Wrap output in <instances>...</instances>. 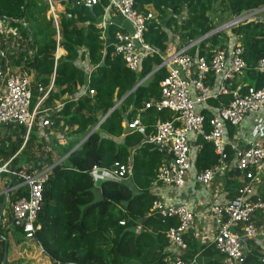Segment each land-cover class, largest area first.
Wrapping results in <instances>:
<instances>
[{
	"label": "trees",
	"instance_id": "trees-1",
	"mask_svg": "<svg viewBox=\"0 0 264 264\" xmlns=\"http://www.w3.org/2000/svg\"><path fill=\"white\" fill-rule=\"evenodd\" d=\"M53 1L61 4L68 14H58L57 42L66 53L55 62V27L51 16L45 15L47 0H0V18L19 33V38H14L15 44L11 42L10 33L0 32V51L4 53L6 47L14 45L16 51L8 56L9 66L21 65L22 62L28 72L33 71L37 86L45 87L49 75L54 72L52 87L55 90L48 91L46 100L63 94L73 97L77 93L75 85L84 86L85 71L73 64V59L86 55L91 66L85 85L86 93L77 96L76 100L65 99L58 109L47 113L48 126L57 129L65 126L69 128L68 135L76 134L84 138L71 151L69 149L78 142L77 138L65 140V144H58L55 140L56 154L62 159L50 168L43 182L42 204L36 216L38 227L33 232L34 239L51 262L60 264H162L166 255L176 254L187 260L198 252L205 257L202 264H225L220 260L222 255L212 244L197 242L192 230L183 234L184 249L175 253L173 247L168 248L165 232L169 227L176 226L178 220L175 216H161L149 210L156 196L148 188L165 155L163 147L149 139L154 133V123L170 120L173 113L167 108H144V104L159 97V81L166 75V70L164 67L151 70L159 64L160 55L172 39L169 32L175 37L176 47H181L231 15L264 5V0H134L138 10L146 7L152 10L153 15L146 23L142 37L154 49L141 57L135 71L128 69L121 56L113 50L111 40L117 27L108 25L103 44L100 30L93 22L102 13L106 0L91 4L90 11L84 5L85 0ZM84 20L90 22L83 30L76 23ZM226 31H230L233 40L243 46L242 57L247 64L243 71L244 79L254 87L264 85V73L252 68L257 59L264 56L262 23L243 22L223 30L224 33ZM220 34L222 31L209 34L189 47L188 52L208 56L215 46L227 48L232 45L219 44ZM80 47L86 52L79 51ZM27 51H30V56H27ZM3 61L4 57H1L0 69L4 71ZM90 89L92 94L87 92ZM228 98L227 94H218L216 99L210 98L208 102L217 105L218 101L226 103ZM136 116L141 131L136 128L123 133L121 121L132 120ZM100 118L96 128L91 130ZM34 130L33 125L22 147L23 161L27 163L32 160L26 166L27 170L33 169L38 159L35 151L27 156L35 137ZM16 133L8 150L10 152H14L23 140L24 127L19 125ZM121 135L122 142L118 143L115 138ZM197 137L198 146L192 159L196 173L213 165L217 158L211 143L199 135ZM38 147L39 144L37 150ZM130 152L133 154L129 178L131 184L124 182V179H107L102 180L95 189L88 173L91 167L95 165L110 169ZM40 160L43 158L40 157ZM44 160L48 164L54 162L48 151ZM232 172L234 175L229 181L233 188L229 196L231 200L240 185L237 179L239 172L233 168L227 171L228 174ZM255 186L251 198L264 200V172ZM24 194L23 188L15 189L7 194V200L11 203ZM257 216L260 217L259 211ZM0 226L1 234L6 236L4 227ZM21 227V224L12 226L18 231H21ZM245 243L246 252L240 264H264L260 261V250L264 247L262 240L259 244L248 238ZM2 254L3 241L0 239V260Z\"/></svg>",
	"mask_w": 264,
	"mask_h": 264
},
{
	"label": "built area",
	"instance_id": "built-area-1",
	"mask_svg": "<svg viewBox=\"0 0 264 264\" xmlns=\"http://www.w3.org/2000/svg\"><path fill=\"white\" fill-rule=\"evenodd\" d=\"M85 2L93 4L97 0ZM47 3L55 24L52 2L47 0ZM112 13H117L128 26H119L114 31L111 45L114 52L121 56L124 65L135 71L139 67L141 57L154 51L142 37L146 23L153 15L152 10L147 7L138 10L134 0H106L102 13L94 21L95 26L100 29L103 44L107 27L112 23ZM243 22H261L264 27V5L243 9L219 22L196 40L162 53L159 64L153 68L154 70L164 67L166 70V75L159 81V97L144 104V108H167L173 113L170 120H158L154 123V133L149 139L161 144L165 150V155L156 168L154 182L172 187L183 185L191 165V134L209 141L217 154L213 165L197 173V180L203 187L209 189L213 178L221 171L233 168L239 172L240 185L234 198L223 205H212L210 208L214 232L210 242L206 244H212L217 253L222 255L221 261L229 260L236 264L243 260L246 239L261 236L264 244V200L251 198L254 186L264 172V85H233L236 76L242 75L247 68L242 57L243 46L237 40L227 48L215 46L208 56L192 55L188 48L209 34L229 30ZM3 55L1 50L0 59ZM252 68L264 73V56L258 58ZM207 75L217 82H207ZM0 80L4 83L0 91V125L6 122L22 125L25 130L24 140L28 130L35 123V118L41 117L40 124L49 125L47 114H41L44 110H39V105L51 89V82L45 87L37 86L40 96L30 106L32 94L30 81L25 73L0 69ZM85 92L84 87L80 93ZM87 92L93 93L91 89ZM218 94H227V102L208 105L207 100L216 99ZM206 116L208 118H205ZM246 117H250V125L244 129L241 123ZM226 125L233 128L235 137H227ZM139 126L138 116L124 121V127L128 130ZM14 155L0 161V183L11 177V189L23 188L25 191L24 195L9 204V209L11 217L21 224L24 237L32 238L35 228L38 227L36 216L42 204L43 182L47 179L50 168L60 159L51 164H43L37 169L27 170L26 166L13 163ZM132 166L133 154L130 152L121 162H115L112 168L93 165L88 173L94 182L97 179L122 180L131 176ZM149 210L161 216L177 218L178 224L169 227L165 235L168 248L184 249L183 234L187 232L194 217V212L189 206L181 203L168 204L156 197L152 200ZM257 211L260 217L257 216ZM204 260L205 257L199 252L187 260L176 254H169L164 256L162 264H202ZM260 261L264 263V247L260 250Z\"/></svg>",
	"mask_w": 264,
	"mask_h": 264
},
{
	"label": "crops",
	"instance_id": "crops-1",
	"mask_svg": "<svg viewBox=\"0 0 264 264\" xmlns=\"http://www.w3.org/2000/svg\"><path fill=\"white\" fill-rule=\"evenodd\" d=\"M51 2H52L53 11L55 12V17H54L55 24L53 21V25L55 27L54 38L56 41L54 52H53V60L55 62L58 57L64 56L66 53L65 49L62 46L58 45V42H57L58 40L57 20L59 17L58 14L59 13L64 14L65 12L63 11V6L61 4L53 0ZM45 15L46 16L50 15V11L48 8L45 12ZM65 16H68V14ZM110 18L112 19L111 25L117 27V29L119 28V26L127 28L128 26L127 23L124 22V20L117 13H112L110 15ZM95 19L93 20V22L95 21ZM89 22L90 21L88 20L87 21L84 20L82 22H77L76 25L83 27V30H84L86 28V25ZM23 24H25V22ZM0 32L4 34L10 33L12 35L11 42L12 43L15 42V44L17 43L14 40V38H19V33L17 32V30H15V27L9 26L8 24H6L5 20L2 18H0ZM197 38H195L194 40H196ZM16 40H19V39H16ZM13 46L14 45L10 44L9 47H6V51L4 52V55H3L4 57L3 66L5 67V71L14 72L18 70H21V71L26 70L28 75L31 77L32 81H34V84H31L30 82V89H31V94H32L31 98L33 99L34 89L36 93H38L40 96V92L37 90V84L35 83V80L33 79V71L28 72V68L23 67L22 62H21V65H15L13 67L9 66L8 56L16 51L13 48ZM175 48L177 47H176V40L174 37L173 40H170L169 42H167L165 52L171 51ZM79 51H84V53L86 52L83 47H80ZM27 56H30V51H27ZM73 64H75L77 67L83 68V70L85 71L84 86L79 87V85H75L77 89L76 90L77 93L76 95H73V97H70V95L63 94L58 98H54L52 100H49V99L46 100V96H45L39 105V107H42L41 110H44V113H41V114H47L48 112L52 110L58 109L63 104L65 99L73 98V100H76L77 96H80L86 93L85 92L81 94L80 92L85 87L88 81L87 77L91 70V66L89 65L88 58L86 57V55L78 56L75 59H73ZM53 74L54 72H51V74L49 75V82L51 83H52ZM207 74H210V73H207ZM207 76L205 77V80L207 82L211 83V81H213V84L217 82L215 79L212 80L210 76L208 77ZM240 77L244 79L243 74L240 75ZM234 82L235 83L233 85L248 84V82L245 79L237 81L235 78ZM3 84H4L3 80H0V91L3 88ZM31 85L32 87L34 86V89L31 87ZM52 90H55V88L51 86V91ZM214 99L215 98H213L212 100ZM207 103L208 105H211L208 102V100H207ZM198 106L197 108H199ZM101 119L102 118H100L99 121H101ZM124 121L125 119L121 121V126L123 127V133L128 131V129L124 127ZM98 122H97V125H98ZM33 125L35 127V130H34L35 137L33 138V141H32V145L30 148L31 151L27 152V156H28L30 155L32 151H35V155L38 158L37 163L34 165L33 169L39 168L41 164L42 165L47 164V161L44 160L47 151L50 152L51 159L53 160L60 159L58 158V155L56 154V150H57L56 141L58 142V144H65V140H72L74 138H77L78 142L73 146L75 147V146H78L79 143L84 138L76 134L68 135L69 132H67V130H69V128L65 126L62 129L51 128L50 126H47V125H41L39 120L35 122ZM241 125L244 129L247 128L250 125V117H246L242 121ZM18 126L19 125L13 122H6L0 125V161H3L7 159L8 157H10L12 154H15L13 157V162L16 165H24V166L28 165L29 166V164L32 163V160H28L27 163L25 161H22L24 160L23 159L24 150H22L23 143H24L23 142L24 136H23V140L20 142L19 146L16 148L14 152L8 151L10 146H12V143H11L12 140L17 134L16 130ZM96 126L93 129H95ZM231 130H232V133H230ZM226 135L229 138L235 137L233 128L229 125H226ZM190 136H191V141H190L191 142V151H190L191 165L186 172L185 182L183 183V185L181 187L163 186L161 184L154 182L153 180L150 187L148 188V191L151 194L155 195L156 197L162 199L164 202H167L168 204L181 203V204H186L189 206V208L194 212V217L187 231L192 230L194 237L197 239V242L200 244L204 242L205 243L210 242L212 234L214 232L213 218H212L211 211H210L211 206L212 205H223L231 201L229 196L232 193L231 191L233 190V188L231 187V185H229L230 184L229 181L231 180V175H234V173L232 172V174H228L227 173L228 170L221 171L215 175V177L212 180V186L209 189L203 187L200 184V182L197 180V173L195 172L192 166V159H193L194 151L198 146L196 143V140L198 137L195 134H191ZM115 140L118 143H121L122 135L119 137H116ZM38 144H39V147H38L39 150H37ZM156 145L162 146L159 143H157ZM73 147L69 149V151H71ZM54 155H56L55 158L53 157ZM40 157L43 158V160H40ZM129 178L130 176L124 178V182H126L127 184H131ZM237 179H238V176H237ZM7 182L8 180L6 179L1 181L0 194H2V190L7 185ZM100 182H101L100 179H97L95 182H93L95 189L99 187ZM11 183L13 184V181ZM11 187L12 186L10 184L9 189L7 190V193H6L4 207L1 213V225L5 229V235L7 238L5 264H50L51 261L45 255V253L42 250V247L34 239V237L26 238L24 237V234H22V229L21 231L18 232V230L13 229L11 227L13 225H19V222L11 217L10 209H9L10 203L7 200V194L15 190V189H11ZM254 191H255V186H254ZM251 239L259 244L261 243V240H262L261 236H256ZM245 249H246V243H245ZM173 251H175V253H178L177 251L179 250L173 249ZM223 263L236 264L235 262H232L229 260H225L223 261Z\"/></svg>",
	"mask_w": 264,
	"mask_h": 264
},
{
	"label": "rangeland",
	"instance_id": "rangeland-1",
	"mask_svg": "<svg viewBox=\"0 0 264 264\" xmlns=\"http://www.w3.org/2000/svg\"><path fill=\"white\" fill-rule=\"evenodd\" d=\"M218 6V5H217ZM214 21H216L214 18H212ZM100 30V29H99ZM172 30V29H171ZM107 32V31H106ZM219 32H221V31H219ZM100 33V32H99ZM169 36H170V38H172L171 40H173V38H174V36L169 32ZM233 42H234V40H233V38L231 37V35H230V31H226L225 33L222 31V34H220L219 36H218V43L220 44V43H222V44H233ZM18 72H23V73H25L27 76H28V78H29V81L31 82V84H34V81H32V79H31V77L28 75V73H27V71L26 70H23V71H21V70H18ZM236 80L237 81H240V80H244L242 77H240V75H237L236 76ZM31 87H32V85H31ZM33 89H34V86L32 87ZM36 97H39V94L38 93H36V91H35V89H34V92H33V99L31 98V102H30V106H32L34 103H35V101H36ZM40 121L41 120V117H39L38 119H37V121ZM36 121V122H37ZM54 158L56 157V155H54L53 156ZM20 158V157H19ZM23 161V160H22ZM42 165V164H41ZM92 179V178H91ZM92 181L94 182V180L92 179ZM255 188H256V186H255ZM12 227V226H11ZM19 232V231H18ZM6 237V236H5Z\"/></svg>",
	"mask_w": 264,
	"mask_h": 264
},
{
	"label": "water",
	"instance_id": "water-1",
	"mask_svg": "<svg viewBox=\"0 0 264 264\" xmlns=\"http://www.w3.org/2000/svg\"><path fill=\"white\" fill-rule=\"evenodd\" d=\"M80 5V4H79ZM84 5L88 8V10L90 11L91 10V4L89 2H85ZM64 15H67L66 13H64ZM116 104H114L115 106ZM100 122V121H99ZM98 122V123H99ZM97 125V123L91 128V130ZM137 129L139 131H141V127H137ZM90 130V131H91ZM77 146L73 147L76 148ZM72 149V150H73ZM8 182H7V185L3 188L2 190V196H1V201H0V225H1V213H2V209L4 207V203H5V198H6V193H7V190L9 189V185L10 183L12 182V178L11 177H8L7 178ZM232 203H234L232 201ZM1 227V226H0ZM0 239L3 241V254L1 256V260H0V264H5V261H6V248H7V238L5 236H3L1 234V231H0Z\"/></svg>",
	"mask_w": 264,
	"mask_h": 264
}]
</instances>
